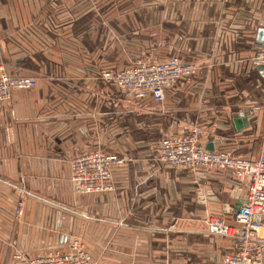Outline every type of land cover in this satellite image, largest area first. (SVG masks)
I'll return each mask as SVG.
<instances>
[{"label": "crops", "instance_id": "crops-1", "mask_svg": "<svg viewBox=\"0 0 264 264\" xmlns=\"http://www.w3.org/2000/svg\"><path fill=\"white\" fill-rule=\"evenodd\" d=\"M115 11L109 14V0H0V62L9 74L37 82L14 90L0 104V163L9 162L8 170L0 169V192L9 198L6 211L12 212L16 194L24 191L34 195L28 204L35 209L40 199L64 208L73 197L81 234L104 232L98 241L106 243L101 254L109 264L218 261L228 240L209 234L203 220L211 214L231 220L229 211L243 198L244 183L224 169L190 173L166 167L157 161L158 140L131 142L127 131L133 124L153 126L162 136L198 124L205 147L255 157L263 128L264 71L251 65L250 56L262 42L264 0H159ZM128 50L134 51L130 58L124 55ZM115 52L121 53V66L138 57L177 55L200 69L141 115L95 76L112 64L109 54ZM238 113L247 119L239 129ZM109 130L121 135L109 137ZM115 142L134 147L132 153L121 152L125 162L113 169L111 192L83 194L70 186V156L98 147L116 153L109 150ZM4 147L27 149L7 155ZM8 178L27 179L26 189L2 183ZM49 191L59 192V201L51 202ZM1 209L0 225L6 227H0V264L3 256L8 264L19 238L47 240L49 221L41 224L44 230L35 223L2 222ZM89 246L98 258L99 251ZM35 249L24 252L35 254Z\"/></svg>", "mask_w": 264, "mask_h": 264}, {"label": "built area", "instance_id": "built-area-1", "mask_svg": "<svg viewBox=\"0 0 264 264\" xmlns=\"http://www.w3.org/2000/svg\"><path fill=\"white\" fill-rule=\"evenodd\" d=\"M250 63L254 68L264 67V38L250 56ZM199 69L197 63L183 61L177 55L164 59L140 57L122 68L100 67L95 76L105 87H114L122 100L131 102L135 112L142 115L151 111V102H164L167 89ZM36 84L34 77L9 74L0 62V104L9 100L14 90L30 89ZM203 135L204 129L192 124L180 133L163 134L156 150L157 161L166 167L190 173L224 169L245 185L244 202L231 220L217 214L204 218L207 232L225 237L228 247L218 261L202 264H264V125L255 157L208 149L202 142ZM124 161L120 155L99 147L77 152L68 158L70 182L78 183L79 193H109L114 188L113 169ZM21 204L17 202L19 208ZM12 258L15 264H108L95 258L79 238L71 239L66 234H59L58 246L51 250L27 254L16 249Z\"/></svg>", "mask_w": 264, "mask_h": 264}, {"label": "rangeland", "instance_id": "rangeland-1", "mask_svg": "<svg viewBox=\"0 0 264 264\" xmlns=\"http://www.w3.org/2000/svg\"><path fill=\"white\" fill-rule=\"evenodd\" d=\"M153 1L157 2L159 0H144L142 2H136V0H109V14L113 13L114 10H117V11H115L116 13L117 12L120 13L122 11L127 12L129 10L131 11L135 8L136 4L137 5L138 4L150 5L151 3H153ZM132 5H134V6L132 7ZM120 20L121 19H112V21H114V22L120 21ZM109 21H110V19H109ZM133 54H134L133 50L124 51V55H126L129 58ZM110 55L111 54H109V58H111L110 62L112 64L109 66V68H112V69L122 68L123 65L122 66L119 65L121 53L119 54V53L115 52L113 56H110ZM138 58H140V57H138ZM148 58H153V57H148ZM260 122H261V126H263L264 125V104L262 106V113H261ZM261 131H260V133H261ZM127 132L129 133L130 141L135 142V143H138V142L145 143L144 141H149V142L154 141L153 143H156L157 140H159V138L161 137V131L158 128H154L153 126H151V128L144 129V128H138V126L133 124L131 126V129ZM260 133H259V135H260ZM120 135H121V131L117 132L116 130H113V133H112L109 130V137L114 136V138L116 139ZM258 138H259V136H258ZM102 147H104V146H102ZM133 147H134L133 143H121L119 146H117L116 142L114 145L109 144V150H112L119 155H122L121 152H126L128 150H129V153H132ZM23 149H27V148H25V147L24 148L23 147H15V148L14 147H12V148L4 147L2 152L6 153L7 155H9L10 153H18L19 154L21 152H25ZM17 150H18V152H17ZM8 165H9L8 161L1 162L0 163V169H2L4 171L6 169L8 170V168H9ZM6 180L7 181L3 180L2 183L7 182L6 184H8V185H10L11 183L19 185L20 186V188H18L19 192H22L26 189V186H27L26 180L27 179H23L21 181V180H15V179L8 178ZM67 180H68V183L70 184V186L76 187V185H74L70 182L69 176H68ZM2 186L3 185L0 184V188ZM76 189H77V187H76ZM48 193H49V195L48 194L47 195L50 197L51 202H53L52 200H58L57 199L58 196L61 195L59 192H58V194L51 192V191H49ZM6 197H7L6 195H4L0 192V204H1L0 206H2V209H1V211H2V216H1L2 222H4L5 220L12 219V221H14V223L18 224L19 226H24V227H29V225L31 226V224L35 223V224H38L39 228H41L43 230H44V226L41 225L43 222L46 223L47 221H49V224H50V233H49V236L47 237L46 241L30 242L29 240L26 241V239L22 240L21 238H19L17 243L12 245L13 246L12 250L7 255L6 262L8 264H15V261L12 258V252H14L16 249H18V250L20 249L22 251H30L31 249L36 248L37 250L35 249L34 251L36 253H40V252H46L48 250L55 248L56 243L58 244L57 239L59 237V232L61 234V231L64 232V234H66L67 236H69L71 239L79 238V240L83 243V245L86 247V249L89 252H90L89 244L91 242L93 247L99 251L98 255H97L98 258L97 257L96 258L101 260L102 262H105V263L109 262V259L107 257L105 258L104 257L105 255H103L104 252L106 251V243H104V241L102 242V240H101V243H100V241H98V238L100 239L104 236V232L91 233L90 236H88V233L81 234V229L79 227L81 224V218L79 217V209H77V206L76 207L74 206V198L73 197L69 203H67V201L65 202L66 205L68 204V206H64V208H63L62 204L58 205L56 203L53 204V203H49V202H43L42 203L43 200L40 199L39 200V203H41L40 207L38 209H35L34 207H32L31 204L30 205L28 204V203H32L31 200L35 198L34 195L24 191V193L22 192V193L16 194V197L14 199V206H13L12 212L10 210L6 211L7 210L6 207L8 206L7 202H9L8 201L9 198H6ZM17 202L18 203L22 202L21 208L18 207L19 205H17ZM33 206H34V204H33ZM45 217H47L49 219H46ZM87 223H89V222H87ZM0 227L5 229L6 226L0 225ZM101 252L103 254H101ZM4 259H5V256H3L1 259L2 264L4 262Z\"/></svg>", "mask_w": 264, "mask_h": 264}, {"label": "water", "instance_id": "water-1", "mask_svg": "<svg viewBox=\"0 0 264 264\" xmlns=\"http://www.w3.org/2000/svg\"><path fill=\"white\" fill-rule=\"evenodd\" d=\"M263 36H264V30L260 29L258 39H262V41H263V38H264ZM258 69L261 70V69H264V67L260 66V67H258ZM242 116H243V113H238L235 115L236 118L234 119V123H235L236 128H238V129L241 128L243 125H247L246 117H242ZM206 148L212 149L213 147L210 145H207ZM76 185H78V183H76ZM199 196H202V195L200 194ZM243 202H244V198H240L234 204L233 209L229 211V213H231L232 217L234 216V212L237 211L238 207L241 206Z\"/></svg>", "mask_w": 264, "mask_h": 264}]
</instances>
